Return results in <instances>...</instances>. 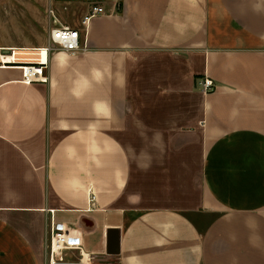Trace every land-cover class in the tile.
Masks as SVG:
<instances>
[{"label":"crops","instance_id":"1","mask_svg":"<svg viewBox=\"0 0 264 264\" xmlns=\"http://www.w3.org/2000/svg\"><path fill=\"white\" fill-rule=\"evenodd\" d=\"M52 2L87 49L25 84L0 45V264L54 220L94 264H264V0Z\"/></svg>","mask_w":264,"mask_h":264},{"label":"built area","instance_id":"2","mask_svg":"<svg viewBox=\"0 0 264 264\" xmlns=\"http://www.w3.org/2000/svg\"><path fill=\"white\" fill-rule=\"evenodd\" d=\"M52 16L56 18L55 11L50 10ZM105 13V9L100 4H94L91 7L89 14L83 20L82 25L95 16ZM51 29L49 40L44 47L47 53V60H42V49L39 48L38 55L35 60L18 58L12 62L22 65L23 82L31 84L33 82H47L48 75L46 68L48 66V56L55 51H65L69 54H78L87 49V46L82 43L81 30L69 25L54 22ZM10 54L15 57L16 50H9ZM199 86L205 94L215 90L216 85L212 78L206 76L199 80ZM94 196H90V202H93ZM48 260L47 264H94V256L84 249V236L65 226L63 223L52 221L50 225V235L48 243Z\"/></svg>","mask_w":264,"mask_h":264},{"label":"rangeland","instance_id":"3","mask_svg":"<svg viewBox=\"0 0 264 264\" xmlns=\"http://www.w3.org/2000/svg\"><path fill=\"white\" fill-rule=\"evenodd\" d=\"M51 9H56L52 0H0V45L8 47L5 50L15 49L18 58H38V49L29 48L48 43L56 19L66 23L59 13L55 12L57 18L52 16ZM134 132L135 127L128 133ZM124 136L126 140L128 137ZM96 264H118V261L116 257L102 258Z\"/></svg>","mask_w":264,"mask_h":264},{"label":"bare ground","instance_id":"4","mask_svg":"<svg viewBox=\"0 0 264 264\" xmlns=\"http://www.w3.org/2000/svg\"><path fill=\"white\" fill-rule=\"evenodd\" d=\"M41 51H42V60H44V61L47 60V53H46L45 49L43 48ZM38 52H39V50H38ZM17 55H18V53H15V57H14L11 54H6L3 56V59L6 62H12L13 60L17 59Z\"/></svg>","mask_w":264,"mask_h":264}]
</instances>
